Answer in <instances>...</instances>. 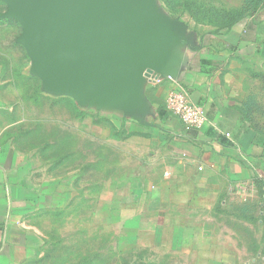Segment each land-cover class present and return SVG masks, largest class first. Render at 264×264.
<instances>
[{
    "label": "crops",
    "instance_id": "obj_1",
    "mask_svg": "<svg viewBox=\"0 0 264 264\" xmlns=\"http://www.w3.org/2000/svg\"><path fill=\"white\" fill-rule=\"evenodd\" d=\"M8 10L0 12V264H27L42 246L35 215L58 182L45 179L37 154L16 148L9 132V49L27 43L23 24ZM12 23L21 29L15 37ZM87 52L112 67L83 76L92 79L91 102L106 106L134 142L148 144L137 177L113 191L99 216L106 227L118 226L120 249L201 252V264L264 261L255 238L243 263L227 239L255 235L253 226L264 237V139L246 122L244 70L252 59L264 62V21H240L198 39L148 23L134 38L113 30L109 44ZM177 90L203 109V126L189 127L170 110L169 94Z\"/></svg>",
    "mask_w": 264,
    "mask_h": 264
},
{
    "label": "rangeland",
    "instance_id": "obj_2",
    "mask_svg": "<svg viewBox=\"0 0 264 264\" xmlns=\"http://www.w3.org/2000/svg\"><path fill=\"white\" fill-rule=\"evenodd\" d=\"M131 1L142 12L146 26H164L187 39L248 19L264 21V0ZM8 8L9 4L0 0V12ZM18 26L12 23L14 37L21 30ZM19 44L12 42L8 56L12 70L7 86L14 106L9 132L16 148L37 154L45 179L58 182L35 215L43 232L42 246L27 264H201V252L120 249L118 226L106 227L99 216L113 191L137 177L139 154L148 144L134 142L132 133L117 126L106 106L103 109L98 102H91L87 90L92 79L56 76L53 64L32 53L28 45L25 49ZM93 49L100 50V45L93 44ZM252 60L244 69L248 77L245 117L248 127L264 139V62L258 65ZM252 229L255 235L243 232L237 236L240 245L237 237L227 234L231 245L239 248L240 263L249 257L248 248L253 249L255 239L256 245H261L259 250L264 249L262 228Z\"/></svg>",
    "mask_w": 264,
    "mask_h": 264
},
{
    "label": "water",
    "instance_id": "obj_3",
    "mask_svg": "<svg viewBox=\"0 0 264 264\" xmlns=\"http://www.w3.org/2000/svg\"><path fill=\"white\" fill-rule=\"evenodd\" d=\"M3 1L10 6L7 15L23 24L24 40L32 53L53 64L56 76L76 81L112 69L95 61L90 52L87 58L86 49L109 44L113 30L128 39L142 34L146 27L142 12L131 0Z\"/></svg>",
    "mask_w": 264,
    "mask_h": 264
},
{
    "label": "built area",
    "instance_id": "obj_4",
    "mask_svg": "<svg viewBox=\"0 0 264 264\" xmlns=\"http://www.w3.org/2000/svg\"><path fill=\"white\" fill-rule=\"evenodd\" d=\"M167 102L173 114L185 125L189 127H201L206 123V116L203 109L189 102L183 91H172L169 94Z\"/></svg>",
    "mask_w": 264,
    "mask_h": 264
}]
</instances>
